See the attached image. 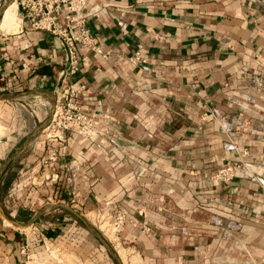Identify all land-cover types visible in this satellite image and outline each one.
I'll return each mask as SVG.
<instances>
[{
  "label": "crops",
  "instance_id": "crops-1",
  "mask_svg": "<svg viewBox=\"0 0 264 264\" xmlns=\"http://www.w3.org/2000/svg\"><path fill=\"white\" fill-rule=\"evenodd\" d=\"M85 13L101 53L80 48L76 72L18 16L0 32V95L30 94L2 101H50L40 129L79 87L111 140L54 142L50 121L0 142V264H63L65 249L113 264L72 218L105 208L125 217L136 264H264V0H88ZM241 150L247 174L215 180Z\"/></svg>",
  "mask_w": 264,
  "mask_h": 264
},
{
  "label": "built area",
  "instance_id": "built-area-1",
  "mask_svg": "<svg viewBox=\"0 0 264 264\" xmlns=\"http://www.w3.org/2000/svg\"><path fill=\"white\" fill-rule=\"evenodd\" d=\"M12 2L16 5L20 21L26 23L29 29L43 32L64 46L68 68L72 72L78 70L76 58L80 48H88L95 53H101L95 38L91 36L86 26L85 7L88 0H12ZM129 60L135 67L146 64V59L140 51L134 52ZM258 60L260 67L264 70V55ZM82 65H86L85 59ZM262 86L264 88V84ZM82 90L79 87L67 88L66 95L62 96L55 105L47 136L50 140L61 143L64 141L63 134L72 131L81 140L97 138L100 147L108 146L111 143L109 131L106 128H97L93 117L86 116L76 101L77 96L82 94ZM262 100L264 103V97ZM236 128L241 129L243 125L240 123ZM236 155L234 160L216 171L215 180L229 182L239 173L247 174L245 159L252 156L246 150H241ZM124 221L125 217L118 212L113 225L117 228Z\"/></svg>",
  "mask_w": 264,
  "mask_h": 264
},
{
  "label": "rangeland",
  "instance_id": "rangeland-1",
  "mask_svg": "<svg viewBox=\"0 0 264 264\" xmlns=\"http://www.w3.org/2000/svg\"><path fill=\"white\" fill-rule=\"evenodd\" d=\"M4 7L5 0H0V11ZM1 18L2 17L0 16V24ZM14 19H16L13 23L15 28L13 27L12 30L6 33L16 31L18 21L17 18L14 17ZM0 32L5 34V31L3 32L0 30ZM2 93L4 92L2 91ZM47 103L50 107V101L44 99L40 101H0V142L5 141L11 133L15 134L17 131L27 132L28 129L33 130V128H35L32 131L33 133L39 131V127L43 124L48 113ZM17 122L19 125H17ZM105 209L107 210L91 213L79 212L82 220H79L74 216H72V218H74L76 225L82 228L84 236L86 234V238L92 242L94 246L93 248L96 250L93 251L95 255H97V258L102 255L105 260L108 259L113 264H136L137 261L135 258H132V256H137V252L133 250L130 243H124L118 239L117 232L119 229L113 225L114 212L111 214L109 208ZM85 223L88 224L92 230H89ZM109 229L112 230V235L110 234L111 231H109ZM80 248L82 247L80 246ZM68 251L71 252V250L68 249L63 251V253L66 254L65 256L62 255L64 257L63 264H83L82 253L81 256H79L78 254H69ZM129 255H131V258ZM141 264H144L142 260Z\"/></svg>",
  "mask_w": 264,
  "mask_h": 264
},
{
  "label": "bare ground",
  "instance_id": "bare-ground-1",
  "mask_svg": "<svg viewBox=\"0 0 264 264\" xmlns=\"http://www.w3.org/2000/svg\"><path fill=\"white\" fill-rule=\"evenodd\" d=\"M12 3H13L12 1H8L5 7L1 10V14H0V16L2 15L0 29L5 32L12 30L13 27L15 28L13 23L16 20L14 19V17L17 16L16 5ZM14 9H15V15H14ZM51 106L52 105L50 104V107Z\"/></svg>",
  "mask_w": 264,
  "mask_h": 264
},
{
  "label": "water",
  "instance_id": "water-1",
  "mask_svg": "<svg viewBox=\"0 0 264 264\" xmlns=\"http://www.w3.org/2000/svg\"><path fill=\"white\" fill-rule=\"evenodd\" d=\"M8 1H9V0H5V5H6V3H7ZM10 1H11V0H10ZM0 14H1V11H0ZM26 96H30V94H27V95H22V94H11V95H7V96H1V95H0V101L5 100V99H15V98L26 97ZM55 105H56V104H54V106H53L52 109L50 110L49 119H48L47 123L44 124V125L40 128V130L36 133V135H37L39 132H42L46 127H48V123L51 121L52 116H53V113H54V110H55ZM77 216H78V218H79L80 220H82V218H81L79 215H77ZM85 224H86V223H85ZM86 226L89 228V230H92L91 227H90L88 224H86ZM91 232H92V231H91Z\"/></svg>",
  "mask_w": 264,
  "mask_h": 264
}]
</instances>
